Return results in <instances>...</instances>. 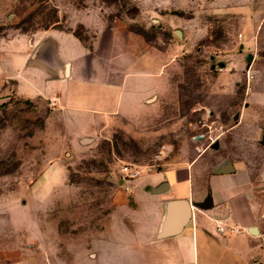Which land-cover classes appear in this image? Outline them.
<instances>
[{"label": "rangeland", "instance_id": "obj_1", "mask_svg": "<svg viewBox=\"0 0 264 264\" xmlns=\"http://www.w3.org/2000/svg\"><path fill=\"white\" fill-rule=\"evenodd\" d=\"M50 28L72 31L99 72L127 67L147 48L168 64L153 102L125 99L124 127L85 136L87 144L76 137L87 114L68 113L66 126L45 104L15 96L0 102V245L8 252L16 237L57 264H97L104 252L126 247L122 229L135 226L130 209L119 205L132 208L120 168L142 173L190 160L211 144L218 114L233 113L244 97L243 31L213 0H0V36ZM6 259L0 250V263Z\"/></svg>", "mask_w": 264, "mask_h": 264}, {"label": "crops", "instance_id": "obj_2", "mask_svg": "<svg viewBox=\"0 0 264 264\" xmlns=\"http://www.w3.org/2000/svg\"><path fill=\"white\" fill-rule=\"evenodd\" d=\"M213 4L215 10L233 15L243 31L239 48L247 74L244 97L235 102L233 113L218 114L219 130L211 144L196 149L190 160H172L139 173L129 189L132 208L119 201L134 215L135 226L122 229L129 234L128 247L122 243L98 261L96 253L87 251L85 258L92 263L264 264V0ZM90 54L72 31L50 28L0 36V102L15 96L45 104L51 107L49 117L60 116L66 126L72 121L68 113L87 114L76 131L81 139L123 128V101L153 102L167 80L163 70L168 64L149 48L112 72L92 67ZM79 100L86 104H77ZM183 214L181 229L165 237L170 221ZM232 227L241 232L231 233ZM7 244L8 252L0 245L7 258L0 264H57L55 257L41 253V246L27 242L23 247L16 237Z\"/></svg>", "mask_w": 264, "mask_h": 264}, {"label": "built area", "instance_id": "obj_3", "mask_svg": "<svg viewBox=\"0 0 264 264\" xmlns=\"http://www.w3.org/2000/svg\"><path fill=\"white\" fill-rule=\"evenodd\" d=\"M241 36V35H240ZM139 176V171L129 165H123L119 170L120 185L123 184L124 191L128 192L130 187L127 183H132ZM219 232H224V227H218ZM230 232L233 234L240 233L241 230L238 227L230 228Z\"/></svg>", "mask_w": 264, "mask_h": 264}, {"label": "water", "instance_id": "obj_4", "mask_svg": "<svg viewBox=\"0 0 264 264\" xmlns=\"http://www.w3.org/2000/svg\"><path fill=\"white\" fill-rule=\"evenodd\" d=\"M176 35H178L180 37L181 36V32L180 31H176ZM247 60L249 61L250 57H248ZM81 142L83 144H87V143L91 142V139L84 138V139L81 140ZM216 147H217V145H214L212 148H216ZM174 218L170 221V226H169L168 231H166L164 233L165 237L178 232L179 229H181V227L183 226V224L186 221V215L185 214L180 215V216L176 217L175 219Z\"/></svg>", "mask_w": 264, "mask_h": 264}]
</instances>
